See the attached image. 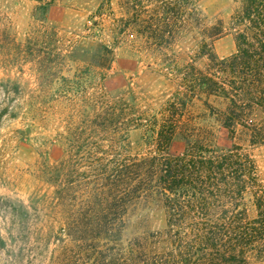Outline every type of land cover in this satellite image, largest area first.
<instances>
[{
	"label": "trees",
	"instance_id": "1",
	"mask_svg": "<svg viewBox=\"0 0 264 264\" xmlns=\"http://www.w3.org/2000/svg\"><path fill=\"white\" fill-rule=\"evenodd\" d=\"M120 1L108 32L132 37L159 62L155 70L172 91L158 111L143 109L131 90L87 92L88 79L106 68L108 51L98 64L63 75L67 56L56 53L57 33L47 25L54 0L34 8L40 26L23 42L0 35L5 49L27 55L40 98L52 90L50 102L66 122L57 138L63 156L43 169L54 188L51 206L12 208L15 227L29 232L31 225L34 235L60 244L50 264L264 260V183L236 142L244 136L249 145H264V0H226L234 5L227 22L205 14L201 0ZM228 34L236 50L220 58L214 42ZM185 38L193 40L202 67L176 56L174 45ZM196 102L201 111L194 115ZM133 132L151 152H134ZM218 133L231 142L228 148L217 145ZM174 139L184 142L181 154L168 152ZM154 196L164 207L165 227L124 241L129 207Z\"/></svg>",
	"mask_w": 264,
	"mask_h": 264
},
{
	"label": "rangeland",
	"instance_id": "2",
	"mask_svg": "<svg viewBox=\"0 0 264 264\" xmlns=\"http://www.w3.org/2000/svg\"><path fill=\"white\" fill-rule=\"evenodd\" d=\"M42 1L49 0H0V35L14 36L23 42L32 34V26H40L31 15ZM120 2L54 0L47 25L57 33L56 53L67 56L63 75L72 76L76 66L84 69L89 64H98L108 51L106 68L98 69L99 74L88 79L87 92L112 96L131 90L143 109L158 111L172 91L155 70L159 62L142 51L132 37L111 38L108 32L112 18L119 17ZM200 6L209 17L215 16L224 22L234 9L226 0H201ZM100 7H103L102 18L98 13ZM4 28L9 32H2ZM4 47L0 42V264H50L58 257L60 244L42 234L34 235L31 225H27L29 232L17 229L12 208L24 207L31 212L29 207H35L45 212L51 206L54 188L43 175V169L55 165L63 156V147L57 138L66 125L65 117L50 102L49 98H54L52 90L46 95L48 98H40L42 92L34 66L25 60L27 55L22 49L10 51ZM195 49L189 38L174 45L181 62L202 67L203 60L195 57ZM235 50L231 34L214 42V51L220 58ZM42 53L40 49L36 55ZM213 105L219 106V103ZM200 111V103L196 102L192 112L195 115ZM130 138L134 152H151V146L142 142L139 132L131 133ZM239 138L236 142L253 158L264 183V145L252 146L244 136ZM216 143L224 148L231 145L219 133ZM184 147L183 141L174 139L168 152L181 154ZM165 222L164 207L157 197L136 200L129 207L123 239L130 241L162 230ZM252 264H264V260Z\"/></svg>",
	"mask_w": 264,
	"mask_h": 264
}]
</instances>
